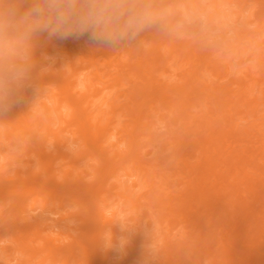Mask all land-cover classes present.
I'll return each mask as SVG.
<instances>
[{
  "label": "bare ground",
  "instance_id": "obj_1",
  "mask_svg": "<svg viewBox=\"0 0 264 264\" xmlns=\"http://www.w3.org/2000/svg\"><path fill=\"white\" fill-rule=\"evenodd\" d=\"M246 1L209 0V4L203 5L201 0H0V104H4L8 112V118L0 117V125L10 130L6 139L33 161L27 168L26 181L7 184L11 180L9 167L14 161L7 159L0 150V217L5 218L1 232L7 236V243L0 247L4 253L1 259L27 254L42 255L45 261L65 256L64 264H70L73 254L78 251L84 264H93L96 260L100 264L115 250L122 259L114 264H141L145 258L142 246L149 241L142 234V225H149L150 220L146 217H153L152 207L161 204L164 211L174 215L176 212L190 214L192 206L202 204L203 207H213H209V213L201 209L192 220L200 230L194 240L197 247L192 251V264H203L202 260L209 255L217 256L211 249L216 239L215 222L230 227L227 233L230 237L224 239L221 236L223 253L230 258L225 264H264V258L257 256L263 247H256L258 240L255 236L260 228L264 235V210L260 216L256 215L264 207V170L253 177V163L260 156L257 148L246 146L240 150L241 144H233L239 133L229 126L232 115L242 112L239 110L241 104L247 103L250 107L247 110L259 105L264 109V50L256 64H245L243 78L231 80L227 89L215 88L213 99L206 101L210 103L207 106L211 116L221 121L217 127L203 122L192 133L175 134V128L170 131L164 149L171 145L186 159L198 161L197 165L188 167L191 177L181 195L172 197L166 191L167 201H161L160 193L156 192L151 198H142L119 181L117 171L120 169L124 175L135 176L136 180L144 176L147 185L155 184L160 190L168 187L171 174L167 165L175 157L168 161L143 157L142 148L154 145L152 137L143 135L144 130L152 123L150 117L160 105L168 107L172 113L177 110L180 119L184 120L197 101H193L190 81L187 83L189 90L186 87L179 89L183 101L177 102L176 97H172L176 92H171L172 88L168 91L163 83L158 84L153 71H160V77L167 75L173 62L186 55H192L194 59L198 56L199 65L208 67L205 58L214 49L202 43L195 27V16L191 13H207L213 21L232 5L233 13L240 17ZM38 7H41L40 12ZM166 11V16H160ZM148 13L150 17H147ZM78 27L84 33L78 32ZM182 30L189 31L191 36L180 38ZM104 31L108 39L94 44V38ZM235 33V40L222 37L220 49L227 52L230 59L240 57L238 62L241 64V55L246 52L243 45L245 30L236 27ZM117 36L135 46L130 50L124 45L120 47L123 40H118ZM142 44L149 46L147 51L142 50ZM162 51L170 54L166 60ZM186 64H193V60L186 61ZM225 69V75L230 76L233 68L229 62ZM84 70L86 75L82 84L85 93L78 94L73 87ZM105 72L110 79L103 80ZM111 72L116 75L111 77ZM140 73L142 86L126 93L119 92L124 86L120 75ZM94 77L97 82L93 81ZM258 83L261 97L253 93ZM33 93L39 96L49 94L55 104L59 129L54 127L53 116L46 108L40 115L32 112ZM118 95L124 96L123 105L117 101ZM94 97L101 98L98 104L93 101ZM125 117L131 121L129 127L122 125ZM257 131L261 132L262 128L258 127ZM124 133L127 138L122 136ZM225 135L227 139L223 138ZM112 137L117 140L115 148L107 149L108 139ZM68 138L77 144L80 159L90 156L94 160V170L103 176L102 180L109 176L115 178V182L105 186V195L90 196L88 190L78 184L75 196L71 194L72 189H60L54 184L58 176H80L78 171L73 173L77 170L73 165L76 160ZM186 141L189 146L183 147ZM122 144L126 149H118ZM263 145L264 139L260 144L264 156ZM221 147L225 148V155L234 153L225 163L223 173L214 170ZM59 158L68 161L69 165L55 166ZM111 158H118V161L113 162ZM34 162L40 172L33 168ZM40 173L47 176V181L40 180ZM213 175L220 179V185L208 184V178ZM229 176L240 180L243 188L236 183L230 184ZM226 188L231 189L224 193ZM82 191L85 195H81ZM239 194H245V197L240 199ZM232 195L234 202L228 199ZM210 199L214 200L212 205L207 204ZM88 202L93 203V209L82 222L72 226L69 219L72 213H68L66 207ZM7 205L10 210L4 213ZM28 205L55 214L57 223H63L67 230L83 229L85 237L76 238L69 245L57 244L47 223L38 218L32 225L25 223L22 213L27 211ZM112 205L116 207L107 213V208ZM215 205L221 209V218L214 219ZM229 207L234 208L233 214ZM143 218L146 219L142 221ZM57 234L60 238L71 237L70 232L59 231ZM177 252L179 249L172 246L165 263L180 260L181 256H175Z\"/></svg>",
  "mask_w": 264,
  "mask_h": 264
},
{
  "label": "rangeland",
  "instance_id": "obj_2",
  "mask_svg": "<svg viewBox=\"0 0 264 264\" xmlns=\"http://www.w3.org/2000/svg\"><path fill=\"white\" fill-rule=\"evenodd\" d=\"M201 3L203 5H207L209 4V0H201ZM183 9L184 8L182 7V11H184ZM37 10L40 12L41 7H38ZM233 10L234 7L232 5L226 7L224 12L222 13V16L218 20L213 21H210L207 13H202L200 11H194L191 13L193 16H195V27L198 28V35L202 43L208 44L210 48L214 49L213 53L210 54L208 58H205L206 62L209 63L208 67L199 65L200 61L198 56L194 59V57H191L192 55H186L185 57L173 62L167 75H162V77H160V71H153V75L158 80V84L163 83L164 86H167L168 91H170L169 88H172L173 90L171 92H176V94H173L172 97H176L177 102L183 101L182 97H179V89L186 87V90H189V85L187 83H189L190 81L189 84L193 86L192 95L195 98L193 101L196 100L197 104H194L195 107L190 108V115L184 120L180 119V112H177L176 110L175 113H172V110H168V107L164 105H160V107L156 108V113L151 115L150 118L152 119V123L149 124L148 129L144 130L143 135L146 138L152 137L154 145H147L142 148L141 153H143V157L145 156L146 159L157 157L166 159V161L172 159L171 157H175V159L172 162H168L167 166L170 167L169 174H171V176L169 178V184L167 185L168 187L164 188L163 190L157 188L155 184L147 185L144 176L136 180L135 176L124 175L122 174V171L120 169H117L118 173L120 174L119 181H122L123 184H125L130 190L135 193V195H138L142 198L146 196L147 199L149 197H153L156 192L160 193L159 196L161 198V201H167L168 199L164 196L166 191H168L169 195L172 197L181 195L184 192L186 184L191 177V175L188 173V167L197 165L198 161L193 158L186 159V156L181 155V153H176L171 145L168 147V149H164L165 140L171 136L170 131L175 128V134L186 132L192 133L196 131L197 126L199 124H202L203 122H208L213 127H217L221 121L218 117L214 115L211 116V114L209 113V108L207 106V104L210 105V103L206 101L213 99L215 88L222 87L223 89H227L231 80H239L243 78L246 71L245 64H256L259 54H261V51L264 50V2L262 0H247L243 6V12L241 13L240 17L236 16L233 13ZM166 14H168V11L160 14V16H166ZM150 16L151 14L148 13L147 17ZM261 18L263 20L259 22L258 19ZM147 27L148 26L146 25L145 28ZM236 27L245 30V39L243 41V45L246 47V52L245 54L241 55V58L243 59V62L241 64H239L238 62L240 57L230 59L227 52L220 49V46L223 43L222 37H228L230 40H235L237 38L235 33ZM77 29L79 30L78 32L84 33V31H80L81 28L78 27ZM259 29H261L260 33L257 32ZM190 36L191 34H189V31L185 30H182L179 35L180 38H189ZM102 39H108V34L105 31L101 36H98L96 39L94 38V44L100 42ZM117 39L123 40L120 47L124 45L126 50H130L135 46H133V43L131 42H126L122 37L117 36ZM148 48L149 46L147 44H142L143 51H147ZM162 52L164 53L162 54V56L166 60L170 56V54H168L166 51ZM191 60H193V64H186V61ZM228 62L232 66L233 70L230 76L227 77V75H225V65ZM146 67L147 66H144V68ZM193 71H195V74H193ZM107 73L105 72L103 80L110 79V76ZM111 73H113L111 77L116 75L115 72ZM85 75L86 71L84 70L82 74H80L77 85L73 87L74 92L78 94L85 93V86L82 84V80L85 78ZM141 76V73L139 75L126 74V76L124 77L120 75V77H122L121 81L124 83V86L122 88H119V92L126 93L129 90H132L134 87L142 86L143 83H141ZM93 81L97 82V77H94ZM260 88L261 85L258 83L253 89V93L255 95H258L259 97H261L262 95V93L260 92ZM115 96L113 97L114 100L116 99ZM100 99V97H94L93 101L95 102V104H98ZM117 101L123 105L125 103L124 96L118 95ZM43 108H46L50 111L53 116V121L55 122L54 127L56 129H59L60 125L57 117V112L55 110V104L53 103V100L51 99L49 94L45 93L44 95L39 96L36 93H33L32 112L40 115L43 112ZM249 108L250 107L247 105V103L241 104L239 110H241L242 112L240 114L232 115L229 126L237 129V132L239 133V136L233 144H241L242 146L239 147L240 150L246 146L257 148L256 152L259 153L260 156H258L254 160V169L252 170L255 171L252 175L254 178H256V173L264 170V156L262 155L263 150L260 147V144L263 143L264 139V109L261 105L257 106L255 109L251 108V110H247ZM220 109L223 110V108ZM0 117L8 118L7 108L4 104H0ZM193 119L194 121L190 122ZM122 125L125 127H129L131 125V121L128 117H125L123 119ZM229 126H227V128ZM258 127L262 128L261 132L257 131ZM9 131L10 130L8 128L5 129L4 126L0 125V138L2 139V142L0 143L1 154L4 155L7 159L14 161L12 166L9 167L8 176L11 178V180L8 181L7 184H14L17 182L19 183L20 181H26L28 179L26 171L28 166L31 165L33 161L31 160V158L25 155L23 151L16 148L13 143H10L9 140L6 139V135ZM67 135H69V133H67ZM122 136L125 138L128 137L125 133ZM223 138L227 139L228 137L225 135ZM68 141L70 150L74 151L75 153L74 158L76 162L73 163V165L76 166L77 170L73 171V173L78 171L80 172V176L75 175L70 178L58 176L55 178L54 184L60 189H72L73 192L71 194L75 196H77L76 194H78L75 192L78 191L75 190V187L78 184H80L84 189H87L90 196L94 194H97L99 196L105 195V186L109 183L115 182V178L109 176L108 178L102 180L103 176L101 177L100 174L96 173V171L94 170V160L90 159V156H86L83 159H80V157L77 155V144L72 143L70 138H68ZM116 143V138L112 137L108 139V145L106 148L114 149V144ZM187 146H189V144L186 141L184 142L183 147ZM118 149H126V145L122 144L120 145V147H118ZM224 149V147H221L218 150L219 152L216 156L218 158L215 159L217 167H215L214 170H218L220 173H223L222 170L225 167V163L230 161L231 156L234 155L233 151L231 156L225 155L223 153ZM77 158L79 159L77 160ZM111 159L113 162L118 161V158ZM57 165L66 166L69 165V162L59 158L55 161V166ZM33 168L38 172L41 171V169L35 164V162L33 164ZM56 173L58 172L56 171L55 174ZM215 175L208 178L209 185H212L214 183L220 185V179H218V177ZM46 177V175L40 173V180L47 181ZM228 181L230 184L236 183L241 189L243 188V184H241V181L238 179H233L232 176L228 177ZM70 186H72V188H70ZM230 189L231 188H226L224 190V193L226 191H230ZM81 193V195H85L84 191H82ZM246 194L250 195L249 192H246ZM238 196L240 197V199H242L245 197V194H239ZM228 199L234 202L233 195L232 197L229 196ZM81 200L84 201L85 199H82L81 197ZM11 202L13 203V200ZM11 202L10 204H12ZM213 203L214 200L210 199L207 201V204L209 205H212ZM256 205L258 206L260 204L257 203ZM115 207V205H112L107 208V213H109V210ZM209 207L213 206L203 207L202 204H198L191 207L190 214L176 212L174 215H170L169 213L164 211L161 208V204L152 207V209H154L153 217H146L150 220L149 225H142V234L145 235L146 238H149V241L142 246L145 251V258L142 259L141 264H166V255L169 254V250L172 246L175 247V249H179V252H177L175 256H181V259L177 260L176 263L173 264H192V251L197 247L194 245V240L199 236L200 233V230L192 224V220L195 219V215L201 209H206V213H209ZM66 208L68 213H72L71 217H69L70 224L72 226H75L76 224L82 222L85 217H87L89 210L93 209V203L88 202L73 206L69 205ZM215 208L216 212L214 215V219L221 218L222 213L219 205H215ZM9 210L10 206L7 205L5 207L4 213H7ZM262 210H264V207L260 208V211L257 212L256 215L260 216V212H262ZM229 212L233 214L234 208L229 207ZM22 214L25 218L26 224L32 225L35 218H38L47 223L51 229V233L57 239V244L69 245L73 242L74 239H82L85 237L82 234L83 229L67 230V227L63 223H57V221L55 220L56 215L48 211L41 212L39 208L32 209V207L28 205L27 211ZM146 218H143L142 221ZM215 224L216 239L213 240L211 249L212 252L217 256L213 257V255H209L208 258H204L202 260L203 264H213L214 261L215 264H217L218 261H221L220 264H225V261H228L230 259L228 256L224 255V243L221 241V236H224V239L230 237V235H227V233H229L228 230L230 227L223 226L222 222H215ZM4 227L5 218L0 217V247L4 246L7 243V236L2 235L1 232ZM260 230L262 229L260 228L255 232L256 239L258 240L256 247L262 245L263 248H261L257 256L259 258H264V235ZM59 231H62L65 234L67 232H70L71 237L65 235L60 238L57 234V232ZM218 232L220 234H217ZM2 254L4 253L0 251V264H64L65 260V256H59L55 257L54 260L43 261L42 255L28 256L27 254L18 258H13L12 256H4L3 259H1ZM80 254L81 253H79L78 251L73 254V257L70 259V264H84L82 262ZM121 259L122 255L113 250L112 255L108 256V258L100 264H114V262ZM93 264H99L98 260L94 261Z\"/></svg>",
  "mask_w": 264,
  "mask_h": 264
}]
</instances>
